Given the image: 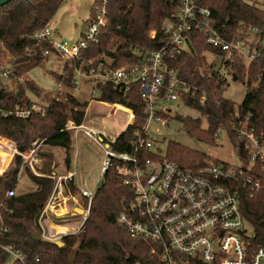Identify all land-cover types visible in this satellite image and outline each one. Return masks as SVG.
Masks as SVG:
<instances>
[{
  "label": "built area",
  "instance_id": "built-area-1",
  "mask_svg": "<svg viewBox=\"0 0 264 264\" xmlns=\"http://www.w3.org/2000/svg\"><path fill=\"white\" fill-rule=\"evenodd\" d=\"M109 1L96 3L93 0L91 10L94 17L88 23L83 38L75 44L51 41L50 23L35 32L32 40L37 44L50 45L51 51H44V56L55 54L70 64L78 63L77 67L74 66L72 82L75 90L80 84H93L96 90L110 84L118 92L127 94L131 85H139L144 104L143 117L138 120L129 110L131 116L126 114L125 127L115 138L87 127L84 121L79 125L67 121L64 127L75 137L83 134L100 143L104 149L101 175L109 169L114 170L131 192L128 204L118 217L119 226L132 240L149 247L150 264H264V248L251 247V228L241 208L243 196L250 199L258 195L264 197V135L252 127L253 115L250 112L244 115L233 113L230 126L237 140L233 146L236 157L246 161V166H232L208 159L202 165L189 169L168 159L166 154L150 152L155 147L153 137L158 134V128L168 127L169 121L177 115L172 110L176 104L185 105L186 99L197 101L200 106L205 104L206 96H199L198 90L181 81L177 71L170 67V63L187 50L190 35L194 32L201 34L208 45L222 54V67L241 61L246 73L252 66L258 67L260 62H264V35L257 28L243 25L233 34L225 27L226 22L214 27L211 10L200 0H167L178 3L179 7L172 19L161 23L162 46L153 52L137 53L132 64L113 68L103 56L95 59L82 56L89 45L98 41V33L106 23ZM149 36L155 39L156 32L152 31ZM11 75L8 70L0 68V78ZM259 81L260 76L255 80V87ZM99 104L108 106L100 101ZM29 106L28 110L18 107L9 112L0 110V115L25 119L32 113L44 114L42 107L36 104ZM110 106L112 108L113 105ZM129 126L136 127L132 132L130 151L111 149L110 145ZM215 136L217 138L218 134ZM15 155H19L23 162L29 160L25 153L16 151ZM28 163L33 169V164ZM51 179L54 185L38 216L37 225L41 230L39 238L55 243L45 236L44 227L51 236L59 235L61 238L79 233L95 192L78 189L73 172L63 177L54 175ZM70 182L77 188L79 198L71 195L67 185ZM14 196L15 190L10 189L5 199ZM69 200L73 204L69 206L68 213L60 215L61 208ZM76 211H81L82 216L81 224L76 223V231L57 233L51 227L64 224L47 223L50 218L47 214L53 219H61L66 215L77 216ZM4 213L11 214L12 209L0 203V264H52L38 254L24 253L5 242L9 227L3 221Z\"/></svg>",
  "mask_w": 264,
  "mask_h": 264
},
{
  "label": "trees",
  "instance_id": "trees-1",
  "mask_svg": "<svg viewBox=\"0 0 264 264\" xmlns=\"http://www.w3.org/2000/svg\"><path fill=\"white\" fill-rule=\"evenodd\" d=\"M101 0H95L100 2ZM63 0H16L0 9V42L5 49L17 56L38 63L44 51H51L47 43L37 44L32 35L49 24L62 5ZM200 3L212 12L214 27L223 25L236 34L241 25L257 28L264 35V0L262 8L246 0H200ZM179 4L167 0H110L107 4L105 26L98 33V41L89 45L82 53L85 59L105 57L111 67L120 68L134 63L137 53L153 52L164 43L160 31L164 20L172 19L177 13ZM90 19L94 17L90 11ZM156 32L155 39L150 33ZM213 56L222 62V54L212 48L205 38L194 32L190 35L188 48L170 67L177 71L178 77L188 86L196 88L198 95L204 94L206 101L200 106L197 101L185 100V106L194 109L206 118L207 129L200 128V121L175 115L186 133L195 135L208 145H215L216 134L223 131L233 146L237 140L231 129L232 114L253 115L251 125L257 133L264 135V62L258 67L252 66L246 73L241 61L226 64L231 79L247 80L248 90L241 105H234L222 97L224 81L212 65H205L206 56ZM207 64V63H206ZM75 64L66 62L62 78L65 89L72 87ZM247 76V77H245ZM260 76V81L255 80ZM88 84V83H87ZM98 101L108 105H119L132 111L138 120L143 117L144 104L140 97L139 85L130 86L127 94H122L110 84L97 87ZM20 92H7L0 88V110L9 112L15 107L28 110L29 105ZM88 103L80 102L65 93L64 101L50 100L44 114L32 113L25 119L15 116L0 115V137L10 139L17 144V152L25 153L26 146L34 140L48 144H60L68 147L71 144V133L64 130L67 121L79 125L84 121V109ZM38 106V105H37ZM135 126H129L110 148L118 152H129L132 132ZM166 157L184 168L193 169L207 161L208 157L169 143ZM13 153L3 159L0 173L6 172L12 164ZM22 159L14 157L15 168L9 173L0 174V203L12 209L5 214L3 221L9 227L5 240L15 245L24 253L38 254L44 261L52 264H150V249L146 244L132 240L125 229L118 224V217L130 198L131 192L122 184V178L109 169L97 184L95 194L89 207V213L80 230L79 237L64 236L59 242L49 243L36 240L41 230L37 219L41 213L54 185L50 178H37V191L21 196L15 195L5 199L8 190L14 189L19 175ZM72 193H77L73 182L67 184ZM74 196V195H73ZM86 204V203H85ZM244 219L252 232L251 247L264 248V197L261 195L250 199L242 197L241 203ZM59 243L62 246H59Z\"/></svg>",
  "mask_w": 264,
  "mask_h": 264
},
{
  "label": "rangeland",
  "instance_id": "rangeland-1",
  "mask_svg": "<svg viewBox=\"0 0 264 264\" xmlns=\"http://www.w3.org/2000/svg\"><path fill=\"white\" fill-rule=\"evenodd\" d=\"M262 8L263 0H246ZM93 0H63L50 22V40L54 43L65 42L68 45L75 44L83 38L91 17L90 11ZM205 65H212L219 71L221 79L225 81L222 97L234 105V109L242 104L248 90L247 80L233 81L228 69L222 67L220 62L211 56H206ZM207 63V64H206ZM66 61L55 54L44 56L38 63L12 54L3 47L0 42V68L8 70L12 75L9 78H0V88L7 92H20L22 97L38 106H46L47 103L56 99L64 101L65 93L70 94L80 102L88 103L84 109V125L105 133L109 138H115L125 127L127 115L122 111L111 108L110 105L99 104V91L93 84H80L78 90L73 87H63V76ZM172 110L183 118H191L200 121V128L207 129L206 118L194 109L185 105L176 104ZM71 144L65 147L60 144H48L42 140H34L28 144L25 157L29 160L21 163L15 195H29L37 191V178H53L65 176L69 172L75 174V184L81 191L94 193L101 179L100 169L104 158L103 146L79 134L76 137L71 134ZM155 147L151 153L160 152L165 155L169 143H176L181 147L201 153L211 160L227 163L232 166H246L247 162L236 157L234 148L229 138L223 131H219L215 145H208L199 140L195 135L186 133L182 124L176 119L170 120L168 127L158 128V134L154 135ZM105 145V144H103ZM17 151V144L10 139L0 137V169L3 159ZM34 151V154L31 153ZM14 157L10 168L2 174L9 173L15 168ZM22 159V158H21ZM36 161V162H35ZM28 162L33 164L31 169ZM35 163V165H34ZM54 181V180H53ZM76 188V189H77ZM79 198V193H72ZM72 200L66 205L71 206ZM77 216L66 215L61 219H53L47 214L50 224H81V212L76 211ZM51 227V226H50ZM52 228V227H51ZM45 236L51 242H59L61 236H51L46 228ZM80 232L75 234L79 237ZM71 264V263H70Z\"/></svg>",
  "mask_w": 264,
  "mask_h": 264
},
{
  "label": "bare ground",
  "instance_id": "bare-ground-1",
  "mask_svg": "<svg viewBox=\"0 0 264 264\" xmlns=\"http://www.w3.org/2000/svg\"><path fill=\"white\" fill-rule=\"evenodd\" d=\"M112 108H114L117 111H122V112L126 113L128 116H131V113H130L129 110H127V109H125V108H123V107H121L119 105H113ZM131 118H130V120H131ZM68 210H69V205H66V203H65V205L60 210V215H65L66 213H68ZM76 227H77L76 224L67 223V224H64V225L54 226V227H52V229L56 230L57 233L68 234V233H71L73 231H76L77 230Z\"/></svg>",
  "mask_w": 264,
  "mask_h": 264
},
{
  "label": "water",
  "instance_id": "water-1",
  "mask_svg": "<svg viewBox=\"0 0 264 264\" xmlns=\"http://www.w3.org/2000/svg\"><path fill=\"white\" fill-rule=\"evenodd\" d=\"M14 1H16V0H0V9L3 8V7H5L6 5H8V4L14 2ZM232 80H233V81H236V78L233 77ZM79 212H81V211H79ZM33 238H35L36 240H38V239H39V236L34 235ZM59 246L61 247L62 244L59 243Z\"/></svg>",
  "mask_w": 264,
  "mask_h": 264
},
{
  "label": "crops",
  "instance_id": "crops-1",
  "mask_svg": "<svg viewBox=\"0 0 264 264\" xmlns=\"http://www.w3.org/2000/svg\"><path fill=\"white\" fill-rule=\"evenodd\" d=\"M16 152V151H15Z\"/></svg>",
  "mask_w": 264,
  "mask_h": 264
}]
</instances>
